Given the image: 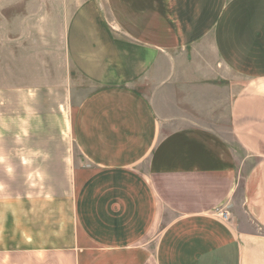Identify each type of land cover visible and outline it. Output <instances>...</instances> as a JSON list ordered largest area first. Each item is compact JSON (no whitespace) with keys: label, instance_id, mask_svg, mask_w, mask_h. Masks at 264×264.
<instances>
[{"label":"crops","instance_id":"1","mask_svg":"<svg viewBox=\"0 0 264 264\" xmlns=\"http://www.w3.org/2000/svg\"><path fill=\"white\" fill-rule=\"evenodd\" d=\"M25 1L63 15L43 54L78 96L81 161L13 202L0 264H264V0H0V16Z\"/></svg>","mask_w":264,"mask_h":264},{"label":"rangeland","instance_id":"2","mask_svg":"<svg viewBox=\"0 0 264 264\" xmlns=\"http://www.w3.org/2000/svg\"><path fill=\"white\" fill-rule=\"evenodd\" d=\"M38 8V2L25 1L21 10L9 7L5 17L0 16V198L5 202L0 244L7 240L12 249L13 202L43 197L40 185H58L59 168L81 161L70 133L78 96L73 99L71 90L56 86L57 64L43 54L52 41L51 27L61 33L63 15ZM81 87L83 93L91 90ZM63 154L66 158H60ZM28 155L31 159L23 161ZM44 169L51 174L43 176ZM60 193L52 192L58 197Z\"/></svg>","mask_w":264,"mask_h":264}]
</instances>
